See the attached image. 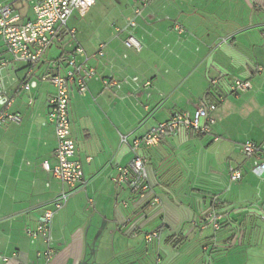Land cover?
Listing matches in <instances>:
<instances>
[{"label": "crops", "instance_id": "obj_1", "mask_svg": "<svg viewBox=\"0 0 264 264\" xmlns=\"http://www.w3.org/2000/svg\"><path fill=\"white\" fill-rule=\"evenodd\" d=\"M37 1L0 3L29 20ZM139 7L141 0H125L118 22L82 39L70 21L88 13L74 14L69 29L75 36L60 29L37 63L15 58L6 47L10 59L0 52V111L21 118L20 124H0V264H141L154 255L155 264H183L180 256L198 237L192 231L204 230L213 210L222 228L207 239L205 264H264V175L253 173L264 162V0H154L130 30L143 47L136 53L125 40ZM55 46L61 54L46 59ZM79 46L97 75L85 96L72 92L71 136L85 183L70 189L43 168L56 163L57 148L48 121L55 88L47 76L65 75L69 67L58 60ZM101 49L103 57L97 54ZM236 80L251 81L253 89L230 94ZM5 99L11 102L7 110ZM204 101L217 106L209 135L182 130L139 149L149 174L144 199L115 183L120 169L136 158L135 140L176 114L193 115ZM247 141L262 152L246 157ZM171 156L181 164H168ZM235 172L242 178L233 182ZM63 193L70 196L53 216L49 242L32 240L28 232ZM155 231L158 237L149 243ZM180 235L184 243L168 242Z\"/></svg>", "mask_w": 264, "mask_h": 264}, {"label": "built area", "instance_id": "obj_2", "mask_svg": "<svg viewBox=\"0 0 264 264\" xmlns=\"http://www.w3.org/2000/svg\"><path fill=\"white\" fill-rule=\"evenodd\" d=\"M97 1L38 0L33 5V18L29 20H23L15 11L13 5L0 3V37L12 56L28 63H37L54 44L60 29L67 30L69 34L75 36L76 31L69 29L70 19L74 14L84 17L96 5ZM153 1L141 0L142 7L135 9V19L129 23L126 29L129 31V36L125 40V46L128 50L136 53L142 51L141 42L130 30L137 27L136 19L142 15V8ZM177 30L182 31L179 25H177ZM102 48L104 47L102 46ZM97 54L101 57L105 56L103 49ZM78 57L83 59L81 63H78ZM89 60L90 56L84 48L79 46L72 54L65 55L58 60V63L66 62L69 67L65 75L51 74L47 76V79L55 88V95L49 101L48 121L54 129L57 148L55 165L52 166L49 162H45L43 168L62 185L70 189H77L85 183L83 165L78 158V147L71 136L70 104L73 88H76L79 95L85 96L88 92V82L97 75L94 68L87 66ZM106 84L112 86V83L107 82ZM212 84L215 87L220 86L219 81H213ZM24 89L30 90V86L25 85ZM252 89L253 84L251 81L236 80L229 86V93L237 94L239 91L246 92ZM2 105L7 110L11 102L5 99L2 101ZM216 110L217 106L215 104L204 101L193 115L176 114L170 121L153 128L144 138L135 140L131 150L136 158L129 166L120 169V176L114 179L115 183L131 187L138 197L144 199L150 190L148 184L149 174L146 169V159L138 154L139 149L142 146H155L160 143L164 136L177 134L182 130L192 131L200 137L209 135L216 123L215 118L212 116ZM2 123L20 124L21 118L7 111H0V124ZM122 143H127L126 137H122ZM242 151L246 157L252 158L262 152V147L254 141H247L243 145ZM253 173L258 177H262L264 175V162L256 163ZM241 178L242 174L235 172L231 180L234 182ZM69 196L70 193H63L55 202L54 208L45 211L36 230L28 232L32 240L42 238L49 242L53 216L63 209ZM154 201L158 202L157 198ZM208 218L214 230L216 232L220 231L222 226L215 210L209 213ZM157 237L158 233L155 231L147 236V241L151 243ZM49 253H45V256H49ZM4 260L7 261V259Z\"/></svg>", "mask_w": 264, "mask_h": 264}, {"label": "rangeland", "instance_id": "obj_3", "mask_svg": "<svg viewBox=\"0 0 264 264\" xmlns=\"http://www.w3.org/2000/svg\"><path fill=\"white\" fill-rule=\"evenodd\" d=\"M125 0H98L95 7L92 8L88 12V14L84 18H79L77 19H72L70 21V24H75L78 29V38H81L84 36H90L92 34H95V30L98 29V27H106V28H111V24L118 22V17L120 15V10L122 8V3ZM61 46H55L53 47L46 55V59H52L61 54ZM5 45L3 44L2 40L0 39V52L6 56L7 59H10V56L5 53ZM176 156H171L170 161L168 162L171 163V165H180V161L176 164V161L174 159ZM55 165V164H54ZM52 165V166H54ZM186 174L189 175V171H186ZM220 233L216 232L214 228L211 225H207L206 228L202 231L197 230L195 235H198L197 239L195 237L191 238L188 245L189 248L183 253L178 262L183 263V264H189L190 261L194 262L195 260H202V264H205L204 258L203 257V250L202 246L207 243V239H213L216 236H218ZM205 238V241L203 240L202 243H200V237ZM138 244L140 242L138 241ZM209 257L213 258L216 261L217 257H214V254L208 252ZM155 256L153 260L151 261L150 259H143L141 258V264H155ZM194 256V258H192ZM139 260V261H140ZM188 262V263H187Z\"/></svg>", "mask_w": 264, "mask_h": 264}, {"label": "trees", "instance_id": "obj_4", "mask_svg": "<svg viewBox=\"0 0 264 264\" xmlns=\"http://www.w3.org/2000/svg\"><path fill=\"white\" fill-rule=\"evenodd\" d=\"M214 209V208H213ZM209 220V219H208ZM208 225H210V224H208ZM197 230H200V229H196L195 228V230H193L192 232H194L195 234H196V231ZM190 233V235L191 234H194V233ZM186 239V237H184V235H180V236H177V237H172V238H170L169 239V243H171V244H173L174 245V247H177L178 245H180V244H182V243H184V240ZM206 244H208V243H206ZM206 244L205 245H203L202 246V250L204 251V247L206 246ZM206 251V250H205Z\"/></svg>", "mask_w": 264, "mask_h": 264}]
</instances>
